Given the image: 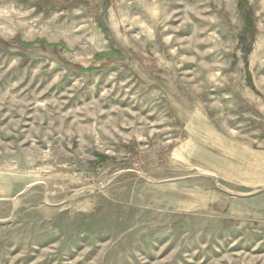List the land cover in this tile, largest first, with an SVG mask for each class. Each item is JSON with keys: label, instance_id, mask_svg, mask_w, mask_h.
Here are the masks:
<instances>
[{"label": "rangeland", "instance_id": "1", "mask_svg": "<svg viewBox=\"0 0 264 264\" xmlns=\"http://www.w3.org/2000/svg\"><path fill=\"white\" fill-rule=\"evenodd\" d=\"M239 1L0 0V264H264Z\"/></svg>", "mask_w": 264, "mask_h": 264}, {"label": "trees", "instance_id": "2", "mask_svg": "<svg viewBox=\"0 0 264 264\" xmlns=\"http://www.w3.org/2000/svg\"><path fill=\"white\" fill-rule=\"evenodd\" d=\"M239 2H240V4L243 5V6L246 5L245 0H240ZM247 13L250 15V12H249L248 10H247ZM248 27H249V29L252 31V27H253V26H252V25H250V26L248 25Z\"/></svg>", "mask_w": 264, "mask_h": 264}]
</instances>
